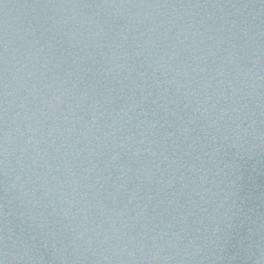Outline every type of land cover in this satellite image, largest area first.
<instances>
[{"label":"water","instance_id":"water-1","mask_svg":"<svg viewBox=\"0 0 264 264\" xmlns=\"http://www.w3.org/2000/svg\"><path fill=\"white\" fill-rule=\"evenodd\" d=\"M0 264H264V0H0Z\"/></svg>","mask_w":264,"mask_h":264}]
</instances>
